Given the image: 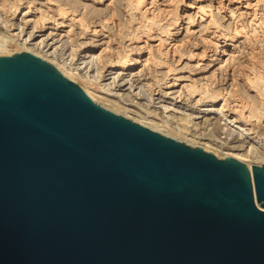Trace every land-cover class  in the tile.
I'll use <instances>...</instances> for the list:
<instances>
[{
  "label": "water",
  "instance_id": "95a60500",
  "mask_svg": "<svg viewBox=\"0 0 264 264\" xmlns=\"http://www.w3.org/2000/svg\"><path fill=\"white\" fill-rule=\"evenodd\" d=\"M0 264H264V164L221 159L0 56Z\"/></svg>",
  "mask_w": 264,
  "mask_h": 264
},
{
  "label": "rangeland",
  "instance_id": "374dc122",
  "mask_svg": "<svg viewBox=\"0 0 264 264\" xmlns=\"http://www.w3.org/2000/svg\"><path fill=\"white\" fill-rule=\"evenodd\" d=\"M4 1H6V6H0V54L13 55L27 49L43 60L51 62L50 64L58 70L60 69L62 74L66 73L64 76L79 85L92 99L95 96L97 100L93 99L95 103L114 106L121 111L120 113L129 116L124 117L132 121L135 119L134 122L150 129L153 126L156 129L160 128L159 131H163L165 134L172 130L175 131L174 133L180 132L179 135H183L184 138H179L178 141L187 144L191 140L193 141L192 144L195 145L194 147H201L205 152L213 153L221 159H225L226 155L235 152L242 155L247 154L243 156L245 163H255L259 166L264 164V152L255 148L254 140L240 136L234 128L227 125L228 123L220 122L218 118L220 116L219 110L224 104L222 98H224L227 99V109H230L229 105H231V110L234 111L235 109L233 112L235 116L238 115L237 117L243 121L249 119L247 121L249 128L254 129L258 135L260 134L258 130H264V128L255 127L257 125L255 118L248 117L250 116V106L260 105V101L255 94L256 92L251 90L254 88L245 80L248 73L252 75L248 69H251L255 60L253 61L251 57H255V54L256 57L262 56L260 52H257L260 51L261 45L259 43L254 44L255 46L249 45V42L243 37L250 36V34L252 36L255 30L260 36V31H262L251 21L253 19L251 15L253 7L251 8L247 3L249 0H183L189 6L186 10L181 11L180 9L179 13L182 15V20L178 25L171 28L168 24L174 23L172 21L175 11L173 8L181 0H153V4H150V6L152 5L151 9H157L156 14L159 12L158 14L162 17L164 13L167 18L163 16L161 19L164 21L156 24L147 44L141 40L140 43L137 42L139 34L140 38L145 32L141 29L142 32L137 33L138 31L135 29L139 24V12L135 11V20L133 19L135 22L131 23L130 17H133L132 12L134 11L128 7L130 0H119L118 4L121 9H115L114 14L109 6L110 0L102 3L100 0H72L76 6L73 8L66 6V8L85 20L87 28L84 31V27L71 18L66 20L64 24H58L61 20L57 18L56 9L50 4L59 0ZM151 1L147 0V4ZM260 1L250 0L253 4L257 3L254 7L260 8L259 13L264 14L263 0L261 3ZM26 2H31L34 7L39 8V11L26 13ZM219 2H223L222 5L224 6H221L223 9ZM158 7H161L162 10H159ZM19 9L20 11H18ZM166 11L168 15L171 12L173 14L171 13L172 15L169 17ZM39 13L42 15L40 16ZM70 22L74 24L71 35L67 34L69 29L67 26L71 24ZM213 22L217 23V29ZM237 26H243L239 30L244 33L239 32L241 34H238ZM167 29L173 30L172 33L174 34L168 36L165 33ZM217 34L219 37L214 38L213 35L217 37ZM159 37L162 38L164 44L163 47L161 46L162 51L175 46L174 48L178 50L177 54L183 56L181 61H179L178 55L172 53H169V57L166 55L162 56L163 58L157 56L159 47L155 45H157ZM228 37L233 38V46H230V49L238 50L237 56L240 58L238 59L239 64L236 63L240 69L237 68L238 65H235L236 74L232 69L226 68L227 66L222 67L221 64L216 63L218 54L212 48L211 42L209 44L210 39H220L224 42ZM252 47L256 51L254 54ZM151 49L152 51H150ZM248 51L252 55L248 54ZM150 52L154 53L153 56L159 61L160 66L151 63L152 67L149 65L151 61L149 64L146 63L148 60L147 53ZM106 54L113 55L112 57L109 55V57ZM126 54L133 66L128 70H122L120 64L124 61ZM153 60L155 59L153 58ZM169 67L171 72L168 71ZM204 89L206 92L201 95ZM89 93L94 94L93 97ZM216 93L221 94V97L215 98L218 95ZM239 103L240 105H238ZM243 109L246 110L243 111ZM236 110L237 114L235 113ZM241 111L244 115L241 114ZM250 123L253 124L250 126ZM252 146V151L248 152Z\"/></svg>",
  "mask_w": 264,
  "mask_h": 264
},
{
  "label": "bare ground",
  "instance_id": "6f19581e",
  "mask_svg": "<svg viewBox=\"0 0 264 264\" xmlns=\"http://www.w3.org/2000/svg\"><path fill=\"white\" fill-rule=\"evenodd\" d=\"M103 1H109V0H100V3H102ZM118 1L119 0H115V1H113V0H110V2H109V6L111 7V11H113V14H114V10L115 9H121V6L118 4ZM127 1V0H126ZM229 1V0H228ZM248 1V0H247ZM262 1V0H261ZM261 1H260V3H261ZM14 2H16V1H14ZM153 2V0L150 2V3H148L147 4V0H130V5L128 6L129 8H130V10L131 11H134V12H132V14H133V17H130V20H131V23L135 20V11L136 12H139V14H140V16H139V24H138V26H137V28H135L138 32L137 33H140V31H141V29H143V32H145V34H143V36H141L140 38H139V36H140V34H139V36H138V39H137V42H139L140 43V40H141V42H143V43H146L147 44V42H149V39L151 38V32L153 33L154 31L153 30H155V26H156V24H158V23H161L162 22V20L163 19H161L163 16H164V13H163V16L161 17V15H159L158 13L159 12H157V14H156V10L155 9H151L152 7V5L150 6V4H153L152 3ZM27 3V2H26ZM125 3V2H124ZM240 3V2H239ZM248 4H249V6H251V8L253 7V9H252V11H253V13L251 14L252 16V22H254L255 24H256V26L258 27V29L259 28H261L262 29V31H260L261 33V35L259 36V33H258V31L257 30H255L254 32H253V35L251 36V34H250V36H251V38H252V40H251V38H249L248 36H243L245 39L244 40H246V41H248L249 43V45H254V44H256V43H259L261 46V49H260V51H257L258 53L260 52L261 53V57H256V54L254 55L255 57H251V59L254 61L253 63H252V66H251V69H248V70H250V72H251V74L252 75H250V73H248V75H247V77H246V80L245 81H247L248 83H249V85H251V87L252 88H254V89H251V90H254L256 93V95H257V97H258V99H259V103H260V105H253V106H250L249 104V106H250V111H249V114H250V116H248V114H247V116L248 117H250V118H255V120L257 121V125H255V127H258V129L261 127V128H264V14H262V13H259V10H260V8L259 9H257V7H254V6H256L257 5V3H255V4H253V2H250V0L247 2ZM258 3H259V1H258ZM219 4H221L220 5V7L221 6H224V5H222L223 4V2H219ZM247 4V5H248ZM263 4H264V0H263ZM18 5V4H17ZM21 5V4H20ZM50 5H53V8H55L56 9V15L58 16L57 18L59 19V20H61V22H59L58 24H64L65 23V21L66 20H68L69 18H71V19H73L75 22H78L79 24H80V26H82V27H84L83 28V31L85 30V28H87V23H85V20L83 19V18H79V16L77 15V14H75L74 12H71L70 11V9H67L66 8V6H71V8H73V7H75L76 5H75V3H74V1H72V0H59V1H57V2H54V3H52V4H50ZM0 6L1 7H5L6 6V1H4V0H0ZM16 6V5H15ZM14 6V7H15ZM148 6H150V7H148ZM189 6V4L186 2V1H183V0H181V1H179L176 5H175V7L173 8L174 10V15L172 16V21H174V23H172V24H168L169 25V27L171 28V27H173L174 25H178L179 23H180V20H182V15L179 13L180 12V9H181V11H183V10H186V8ZM219 6V5H218ZM17 7V6H16ZM40 7V6H39ZM154 7V6H153ZM248 7V6H247ZM159 8V7H158ZM222 8V7H221ZM262 8V7H261ZM223 9V8H222ZM159 10H162L161 9V7L159 8ZM164 10V9H163ZM168 10V9H167ZM171 11H172V9H170ZM18 11H20V9L18 10ZM39 11V8H37V7H34L33 5H32V3L31 2H28L27 3V7H26V13H30V12H38ZM48 11H49V9H48ZM51 11V10H50ZM206 11V10H205ZM164 12V11H163ZM167 12V11H166ZM54 13V12H53ZM131 13V12H130ZM172 13V12H171ZM170 13V15H172ZM40 14V16L42 15L41 13H39ZM48 14V13H47ZM126 14H128V13H126ZM161 14V13H160ZM53 15V14H52ZM136 15H138L137 13H136ZM167 15H168V12H167ZM166 15V16H167ZM170 15H168L169 17H170ZM207 15H208V13H207ZM113 16V15H112ZM42 17H44V16H42ZM42 17H40V19L42 18ZM55 17V16H54ZM85 17V16H84ZM165 17V16H164ZM53 18V17H52ZM110 18V17H109ZM113 18L115 19V17L113 16ZM165 18H167V17H165ZM240 18V17H239ZM43 19V18H42ZM99 19V18H98ZM134 19V20H133ZM111 20V19H110ZM124 20V19H123ZM240 20V19H239ZM39 21V20H38ZM114 21V20H113ZM138 21V20H137ZM164 21V20H163ZM241 21V20H240ZM41 22H42V20H41ZM52 22V21H51ZM54 22H56L55 20H54ZM111 22V21H110ZM121 22V21H120ZM129 22V21H128ZM135 22V21H134ZM168 22V21H167ZM212 22V21H211ZM242 22V21H241ZM53 23V22H52ZM67 23V22H66ZM71 23V22H70ZM115 23V22H114ZM118 23H119V21H118ZM165 23V22H164ZM239 23V22H238ZM37 24V23H36ZM45 24V23H44ZM56 24V23H55ZM57 24V25H58ZM68 24V23H67ZM90 24V23H89ZM123 24V23H122ZM128 24V23H127ZM213 24H215L214 26H216V29L218 28V25H217V23L216 22H213ZM43 25V24H42ZM73 23H71L69 26H67V28H69L68 29V33L67 34H69V35H71V30H72V28H73ZM107 25V24H106ZM119 25V24H118ZM238 25V24H237ZM59 26V25H58ZM130 26V25H129ZM101 27V26H100ZM120 27V26H119ZM124 27V26H123ZM116 28V27H115ZM118 28V27H117ZM243 28V26H237V29L238 30H236V31H238V34H241V33H244L243 31H240L239 29H242ZM247 28V27H246ZM245 28V29H246ZM158 29V28H157ZM164 29H166V28H164ZM172 29H174V28H172ZM210 29H211V27H210ZM213 29V28H212ZM121 30V29H120ZM119 30V31H120ZM135 30V31H136ZM159 30V29H158ZM158 30H156V31H158ZM260 30V29H259ZM96 31V30H95ZM162 31V30H161ZM208 31V30H207ZM214 31H216V30H214ZM213 31V32H214ZM122 32V31H121ZM142 32V31H141ZM173 32V30H171V29H167V30H165V33H167V35L169 36V35H173L174 33H172ZM225 32V31H224ZM239 32H241V33H239ZM136 33V32H135ZM136 33V34H137ZM156 33V32H155ZM216 33V32H215ZM94 34H95V32H94ZM159 34V33H158ZM211 34V33H210ZM214 34V33H213ZM248 34V33H247ZM153 35V34H152ZM160 35V34H159ZM216 35V34H215ZM215 35H213L214 36V38H218L219 36V34H217V37H215ZM244 35V34H243ZM117 36V35H116ZM134 36H136L135 34H134ZM155 36V35H154ZM161 36H163L162 34H161ZM166 36V35H165ZM236 36V35H235ZM235 36H234V38H235ZM69 37V36H68ZM75 37V36H74ZM153 37V36H152ZM167 37V36H166ZM172 37V36H171ZM170 37V38H171ZM2 38V37H1ZM72 38H73V36H72ZM230 38H232V37H230ZM229 37H228V39L227 40H224V42L223 41H221L220 39H210L209 40V44H210V42H211V46H212V48H214L215 50H216V52H217V58H216V63L217 64H221L222 65V67L223 66H227L226 68H228L229 70L230 69H232L233 70V72H235V74H236V67H235V65H238L239 63V61H238V59H240V58H238L239 56H237V52H238V50L236 51V49L235 48H233V49H230L231 47L230 46H233L232 45V43H233V38L232 39H230ZM238 38V37H237ZM242 38V37H241ZM111 39V38H110ZM157 39V38H156ZM162 38L161 37H159V39H157V45H155V46H157V47H159L158 48V53L159 54H157V56H160V58L162 57V56H164V55H166L167 57H169V53H172V54H175V55H178L177 53H178V50L177 49H175L174 47L172 48V47H170L169 49H167L166 51H164V52H166V53H164L162 50V45H164L163 43H162V40H161ZM172 39V38H171ZM225 39V38H224ZM4 40V39H3ZM5 41H7L6 39H5ZM8 41H9V39H8ZM136 41V40H135ZM3 42V41H2ZM155 42V41H154ZM235 42V41H234ZM245 43H247V42H245ZM9 44V43H8ZM183 44V43H182ZM178 45V44H177ZM162 46V47H161ZM255 46V45H254ZM177 47V46H176ZM179 47V46H178ZM241 48V47H240ZM250 48V47H249ZM153 49V48H152ZM152 49L150 50V51H152ZM255 48L254 47H252V53L254 54L256 51L254 50ZM107 50V49H106ZM109 50V49H108ZM111 50V49H110ZM109 50V51H110ZM250 50V49H249ZM257 50H258V48H257ZM25 51H27V52H31V51H29V50H25ZM109 51H107V52H109ZM100 52V51H99ZM125 52V51H124ZM249 52V51H248ZM247 52V53H248ZM116 53V52H115ZM128 53H130V52H128ZM206 53V52H205ZM241 53V52H240ZM252 53L251 52H249L248 54H250V55H252ZM257 53V54H258ZM100 54V53H99ZM111 54V53H110ZM109 54V55H110ZM148 54V60H146V63L148 62V64H149V61H151L150 62V64L149 65H151L152 67H153V65L151 64V63H154V64H156V66L157 65H159V61L153 56V54L150 52V53H147ZM180 54V53H179ZM191 54V53H190ZM2 54H0V56H1ZM5 55V54H4ZM106 55H108V54H106ZM108 55V56H109ZM113 55V54H112ZM112 55H110L111 57H112ZM118 55V54H117ZM130 55V54H129ZM174 55V56H175ZM182 54H180V56L178 55V59H179V61H181L182 60V57L183 56H181ZM208 55V54H207ZM240 55V54H239ZM259 55V54H258ZM38 56V55H37ZM40 56V55H39ZM100 56H102L101 54H100ZM109 56V57H110ZM171 56V55H170ZM193 56V55H192ZM203 56V55H202ZM260 56V55H259ZM115 57H116V55H115ZM114 57V58H115ZM130 57V56H129ZM205 57V56H204ZM241 57V56H240ZM97 58V57H96ZM105 58V57H104ZM103 58V59H104ZM108 58V57H107ZM153 58L155 59V60H153ZM163 58V57H162ZM246 58V57H245ZM259 58H261V59H259ZM99 59V58H98ZM102 59V60H103ZM112 59V58H111ZM120 60L122 59V57L121 58H119ZM132 59V58H131ZM141 59V58H140ZM189 59V58H188ZM100 60H101V58H100ZM203 60V59H202ZM115 61V60H114ZM198 61V60H197ZM101 62V61H100ZM103 62V61H102ZM138 62H139V59H138ZM137 62V63H138ZM242 62V61H241ZM246 62V61H245ZM51 63V62H50ZM112 63H114V62H112ZM112 63H111V65H112ZM133 63V62H132ZM136 63V64H137ZM236 63H238V64H236ZM243 65V64H242ZM246 65V64H245ZM244 65V66H245ZM133 65L131 64V61H130V59L128 60V55L126 54V57L124 58V61L120 64V68L122 69V70H128V69H130L131 67H132ZM160 66V65H159ZM162 66V65H161ZM168 66V65H167ZM165 67V66H164ZM221 67V68H222ZM237 68H239V65H238V67ZM167 69V68H166ZM240 69V68H239ZM60 70V69H59ZM238 70V69H237ZM243 70V69H242ZM168 71H170V67H169V70ZM171 72V71H170ZM63 73V72H62ZM174 73V72H173ZM242 73V72H241ZM72 74V73H71ZM70 74V75H71ZM149 74V73H148ZM63 75H66V73H64ZM73 75V74H72ZM169 75V74H168ZM174 75H175V73H174ZM177 75V74H176ZM228 75V74H227ZM229 76V75H228ZM239 76V75H238ZM67 77V76H66ZM69 78H71V77H69ZM233 78V77H232ZM245 79V78H244ZM248 79V80H247ZM74 81V80H73ZM176 81V80H175ZM247 83V84H248ZM81 84V83H80ZM215 84V83H214ZM205 85V84H204ZM203 85V86H204ZM194 86H197V85H194ZM83 87V86H82ZM170 87V86H169ZM192 87V86H191ZM195 88V87H194ZM194 88H193V90H194ZM197 88V87H196ZM205 88H206V86H205ZM246 88V87H245ZM198 89V88H197ZM202 89V88H201ZM250 89V88H249ZM248 89V90H249ZM192 90V91H193ZM247 90V89H246ZM88 91V90H87ZM89 92V91H88ZM201 92V91H200ZM206 92V89H204L203 91H202V93H201V95L202 94H204ZM225 93V92H224ZM227 93V92H226ZM92 97H93V95L94 94H92V93H89ZM213 94V93H212ZM216 94H218V95H216ZM216 94H214V95H216L215 96V98L217 97V96H219V97H221L220 95L221 94H219V93H216ZM223 94V93H222ZM199 95V94H198ZM219 97H217V98H219ZM237 97V96H236ZM96 97L94 96L93 97V99L94 100H96L95 99ZM235 98V97H234ZM223 99V101H224V104H223V106L221 107V109L219 110V120H220V122L221 121H225L226 123L225 124H227V125H230L232 128H234V130L235 131H237L238 132V134H240V136H244V137H248V138H250V139H252V140H254V143H255V148L256 149H261V151L262 152H264V141L262 142V140L264 139V130H258V129H256V130H258V132H260V136L258 135V133H256V131L254 130V129H251V128H249L248 127V120L247 121H243V120H241L240 118H238L237 116H235L234 115V111H235V109H234V111L233 110H231V105H229L230 106V109L228 108L227 109V103H226V101H227V99H224V98H222ZM232 99V98H231ZM241 99V98H240ZM97 101V100H96ZM239 101V100H238ZM213 102V101H212ZM246 102V101H245ZM235 103V102H234ZM242 103V102H241ZM251 103V102H250ZM100 105H102L104 108H106V109H108V110H111V111H113V112H115V113H117V114H120V115H123V116H126V117H129V116H127V115H124L123 113H120L121 111L119 110V109H117L116 107H114V106H111V105H106V104H101V103H99ZM244 104V103H243ZM225 105V106H224ZM238 105H240V103L238 104ZM234 106V105H233ZM235 107V106H234ZM242 107V106H241ZM245 106H243V108H244ZM246 108V107H245ZM249 108V107H248ZM238 110V109H237ZM237 110H236V114H237ZM244 110H246V109H243V111ZM241 114L242 115H244L243 114V112L241 111ZM240 115V114H239ZM240 117V116H239ZM246 117V116H245ZM242 118L244 119V117L242 116ZM134 121H135V119H133ZM251 120V119H250ZM220 122H219V124H220ZM142 123V122H141ZM143 124V123H142ZM253 124V123H252ZM251 123H250V126L252 125ZM218 125V124H217ZM219 126V125H218ZM147 127V126H146ZM215 128V127H214ZM222 128V127H221ZM220 128V129H221ZM224 129H225V127H223ZM152 130H154V131H157V132H160V133H162V134H164V135H166V136H169V137H171V138H174V139H177V140H180L179 138H181V139H183L184 137H182L183 135H179V134H181L180 132L179 133H174L173 132V130L170 132L169 131V133L168 134H165L163 131L161 132V131H159L160 130V128H158V129H156V128H154V126L151 128ZM217 129V128H216ZM218 129H219V127H218ZM217 129V130H218ZM222 130V129H221ZM215 131V130H214ZM168 132V131H167ZM262 132V133H261ZM188 142V141H187ZM189 142H191V143H189ZM187 144L188 145H191V146H195V145H193L192 144V142L193 141H189ZM186 143V142H185ZM252 148H253V146L250 148V150L248 149V152L249 151H252ZM245 155H247V154H245ZM244 154L242 155V154H238V153H230V154H228V155H226V158L227 157H230V158H234V159H237V160H239V161H243L244 162V157L243 156H245ZM246 159V158H245ZM248 163V162H247ZM251 165H255V163L254 164H252L251 163Z\"/></svg>",
  "mask_w": 264,
  "mask_h": 264
}]
</instances>
